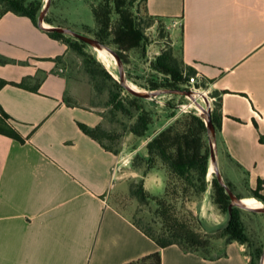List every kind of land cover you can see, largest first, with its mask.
<instances>
[{"label":"crops","instance_id":"0c3cea01","mask_svg":"<svg viewBox=\"0 0 264 264\" xmlns=\"http://www.w3.org/2000/svg\"><path fill=\"white\" fill-rule=\"evenodd\" d=\"M146 8L180 31L184 64L219 93L222 179L243 203H262L249 207H264L254 197L260 183L264 196V0H147ZM67 53L30 18L0 12V106L23 139L0 133V264H128L160 249L113 204L128 193L126 170L117 171L125 151L81 129L104 117L91 90L60 72ZM144 187L164 191L156 172ZM198 215L209 234L228 222L212 197ZM161 255L162 264H250L238 242L214 258L177 245Z\"/></svg>","mask_w":264,"mask_h":264},{"label":"rangeland","instance_id":"374dc122","mask_svg":"<svg viewBox=\"0 0 264 264\" xmlns=\"http://www.w3.org/2000/svg\"><path fill=\"white\" fill-rule=\"evenodd\" d=\"M101 2L102 0H51L50 8L42 24L48 28H67L83 36L98 40V27L93 15V9ZM26 4H34L38 8L37 21L39 23V17L47 4V0H26ZM122 4H124V10L133 15L137 27L143 36L142 42L139 48L122 51L117 45L112 43L113 37H110V45L106 47L110 48L118 56L119 53L124 56L125 62L122 61L124 64V75L130 87L140 92L158 91L159 93L153 94L150 98H141V101L133 104V98L136 96L125 89L121 97L125 106L131 110V115H127L113 109V106L110 105V97L107 91L102 95L95 94V89L90 83V78L83 66V57L74 50L68 49L67 55L60 60V72L69 75L77 81L81 91L89 93V90H91L96 105L100 107L101 114L104 117V123L100 130L95 132L96 138L104 146L114 151L123 149L126 159L129 160L124 167L126 170L124 181L128 186V193L117 194L113 199L114 206L131 220L140 219L144 224L153 226L155 231L160 233L162 220L156 215V203L149 200L146 204L141 205L131 195L130 190L143 188L145 194L152 198H164L168 195L174 206V214L179 219L191 224L196 231L209 240L208 246L203 248L204 251L202 252L204 255L208 258L217 257L223 254L226 241L219 238L218 235L205 233L198 215L200 202L209 200L212 197L211 184L208 191L199 198L186 196L184 194L186 186L182 182L177 181L176 176L164 164L156 160L154 168L150 172H156L162 178L164 191L159 195H150L145 190L144 182L143 186L141 184V180L143 179L144 181V177L150 173L146 176L143 175L148 165L140 164V167L136 169L133 167V162L138 156L146 157L147 148L145 146L150 141L149 139L176 120L187 116H196L204 121L207 128V117L202 108L209 109L212 118V113L217 108L218 98L214 97V92H210L207 86L202 85L201 88L200 85L192 86L188 83L190 77L188 76V71L183 68L185 65L182 61L181 33L179 30L174 33L170 22L148 15L143 0L132 1L131 3L122 1ZM4 10L5 5L0 0V12ZM112 18L114 23L119 19L115 13H113ZM59 33L63 35L64 41H80L71 34ZM84 50L87 54L93 55L102 67L119 81L120 65L115 54H110L112 57L109 55L110 64H107L98 57L93 46L86 44ZM163 58L173 62L175 65L174 71L180 74L182 78V83L177 88L171 87L173 83L171 75L160 72V66L164 64ZM153 84L158 88L152 89ZM183 92H191L195 98H190ZM138 105L142 106L151 115L152 124L148 133V135H151L150 137L140 138L129 132V127L136 122L139 114L136 108ZM204 143L210 150L209 137L205 135ZM218 151L219 149L215 143L217 164ZM212 165L210 152L208 168L210 171L214 169ZM213 177H217L215 173L207 176L210 182ZM242 190L245 191V187ZM233 193L235 195L239 194L238 190L234 188ZM242 220L249 237V242L243 245L244 253L250 263L255 250L262 249L264 252V213H253L243 210Z\"/></svg>","mask_w":264,"mask_h":264},{"label":"trees","instance_id":"16d2710c","mask_svg":"<svg viewBox=\"0 0 264 264\" xmlns=\"http://www.w3.org/2000/svg\"><path fill=\"white\" fill-rule=\"evenodd\" d=\"M5 5V12H13L20 16L30 18L38 25L37 16L38 8L34 4H26V0H1ZM122 1L137 0H102V2L93 9V15L98 27L97 39L105 46H109V38H112V43L117 45L122 51H129L140 47L143 36L137 27L132 14L126 12ZM146 8V1L143 0ZM115 13L119 19L114 23L112 15ZM53 39L64 43L68 49H72L83 57V66L85 72L90 78V83L93 85L96 93L102 95L105 91L109 93L110 105L115 111H120L123 114L131 115L121 97L125 88L119 83L109 72H107L97 59L84 50L86 44L81 41L63 40V35L59 32H47ZM122 61L125 62L124 56L119 53ZM61 59V58H59ZM164 64L160 66V72L171 75L173 83L171 87L177 88L182 83L180 74L174 71L175 65L171 60L163 58ZM183 61V60H182ZM184 64V61H183ZM185 65V64H184ZM188 71V76L193 77L198 74L191 67L184 66ZM182 72V71H181ZM7 82L0 80V88L6 85ZM203 85H205L203 83ZM22 86V84H19ZM156 85H152V89H157ZM214 97L218 98L217 108L212 113V122L216 131L220 128L219 110L221 108L219 93L214 92ZM141 98L134 97L133 104H137ZM139 112L136 122L129 127V132L137 137H150L148 135L152 124V118L142 106H136ZM10 116H8L0 106V133L11 138L23 141L18 132L8 124ZM81 129L92 138H96L95 132L99 131L101 126L90 129L85 125H80ZM204 135L208 137L207 128L203 120L196 116H187L180 120L174 121L172 124L162 129L156 135L151 137L147 144V156L136 157L133 162L134 168H139L140 164H146L148 167L143 172L146 176L153 168L156 160L164 164L168 170L176 176L177 181L182 182L186 188L184 194L186 196L199 198L203 196L209 189L211 184L212 198L218 209L228 215L226 226L218 230L214 235L225 239L226 244L238 242L244 245L249 242V237L246 233V228L242 220L243 209L231 205V198L227 194L226 189L220 184L217 177H213L210 182L207 178L209 168L210 150L204 143ZM98 140V139H97ZM99 141V140H98ZM106 147V146H105ZM108 148V147H106ZM110 149V148H108ZM119 153V151H114ZM143 179L141 184L143 186ZM226 185L233 191L230 183ZM262 190V183L258 185L254 197L264 203V196L259 193ZM131 195L144 205L149 200L156 203V215L161 218L160 233H157L153 226L144 224L142 220H132L134 225L143 233L151 238L160 248L156 252L147 255L139 260L128 264H162L161 249L171 245H177L186 252L199 253L203 256V248L207 247L209 240L200 232L196 231L191 224L179 219L173 211V204L167 195L164 198H152L145 194L143 188L138 190H130ZM241 199L239 194H236ZM254 213V212H253ZM263 250L257 249L252 254L250 264H260Z\"/></svg>","mask_w":264,"mask_h":264},{"label":"water","instance_id":"95a60500","mask_svg":"<svg viewBox=\"0 0 264 264\" xmlns=\"http://www.w3.org/2000/svg\"><path fill=\"white\" fill-rule=\"evenodd\" d=\"M50 3H51V0H47V4H46V6H45V8H44V10L42 12V14L39 17V21L40 22L38 24H39V26L42 29H44L47 32L56 31V32L71 34L74 37H76L78 40H80V41H82V42H84V43H86L88 45H91L94 48H102L106 52H108L109 54H115L116 57L118 58L119 65H120L119 83L122 84V86H124V88L128 92H130L131 94H133L134 96L139 97V98H150V97L153 96V94L159 93L158 91H156V92H149V93L148 92H140V91H137L134 88L130 87L127 84L126 80H125L124 64H123L121 58L116 53H114V51H112L110 48L104 46L98 40L93 39V38H89V37H86V36H83L81 34H78V33L74 32V31L70 30V29H67V28H61V27L48 28V27L44 26L42 24V22L44 20V17L47 14L49 8H50ZM174 92H176V91H174ZM183 94L188 95L190 98H195L194 95L191 92H189V93L188 92L187 93L186 92H183ZM200 107L202 108V106H200ZM202 110H204L203 112H205L204 114H206V117H207V134H208V137H209V146H210V152H211V160H212V163H213L212 167L214 168L212 171H210V173H215L216 176H217L218 181L220 182V184L225 187L227 194L231 198V205L232 206L239 207V208H241L243 210H246V211H249V212L264 213V207H262V208H252V207H249V206L244 205L241 202V199L238 198L233 193V191L226 185V183L222 179V176H221L220 171H219V168H218L217 160H216V154H215L216 128H215V126H214V124L212 122L209 109L202 108ZM260 264H264V252H263V255L261 257Z\"/></svg>","mask_w":264,"mask_h":264},{"label":"built area","instance_id":"2783aa9c","mask_svg":"<svg viewBox=\"0 0 264 264\" xmlns=\"http://www.w3.org/2000/svg\"><path fill=\"white\" fill-rule=\"evenodd\" d=\"M188 83L190 85H192V86L200 85V87L202 88L203 80H202V77L199 74H196L193 77L189 78ZM128 162H129V160L126 159V158H124L120 162H118L117 171L118 172H122L124 167L128 164Z\"/></svg>","mask_w":264,"mask_h":264},{"label":"bare ground","instance_id":"6f19581e","mask_svg":"<svg viewBox=\"0 0 264 264\" xmlns=\"http://www.w3.org/2000/svg\"><path fill=\"white\" fill-rule=\"evenodd\" d=\"M95 51H96V53H97V55H98V57L99 58H101L102 60H104L107 64H110L109 63V53L108 52H106L104 49H102V48H95ZM111 56V55H110ZM112 57V56H111ZM241 202H242V200H241ZM244 202H248V201H246V200H244ZM243 203V202H242ZM244 205H246V206H254V207H256V206H262V203H259V204H255V205H249V204H245V203H243Z\"/></svg>","mask_w":264,"mask_h":264}]
</instances>
